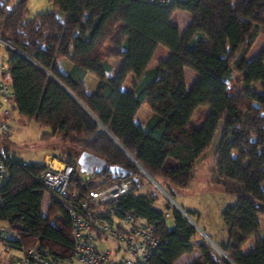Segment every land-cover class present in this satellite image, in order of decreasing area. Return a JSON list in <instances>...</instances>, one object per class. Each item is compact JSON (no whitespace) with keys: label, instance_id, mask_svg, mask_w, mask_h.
<instances>
[{"label":"trees","instance_id":"trees-1","mask_svg":"<svg viewBox=\"0 0 264 264\" xmlns=\"http://www.w3.org/2000/svg\"><path fill=\"white\" fill-rule=\"evenodd\" d=\"M56 10L29 17L28 0H0V36L9 70L3 73L14 91V108L36 124L48 127L41 137L55 139L63 151L52 154L73 165L86 150L127 169L106 184L130 178L133 190L112 201L115 213L134 210L153 225L160 239L149 264H173L183 253L199 251L193 264H264V39L247 57L257 36L264 38V0H49ZM176 10L189 13L183 30L174 22ZM162 44L169 54L147 68ZM111 58L122 61L115 74ZM196 72L186 87L185 69ZM132 87L122 88L129 72ZM238 71L244 84L229 83ZM96 82L87 89V75ZM259 84V89L250 88ZM143 103L151 114L143 123L134 116ZM208 106L198 123L191 121L197 107ZM221 136L210 168V182L236 192L237 200L222 211L227 239L216 247L195 239L197 229L176 207L154 206L155 190L140 192L143 181L124 151L170 194L185 187L194 175L197 158L211 145L219 121ZM0 135V159L6 176L0 183V221L19 233L15 244L39 241L49 256L71 264L69 214L52 197L48 214L42 211L47 186L36 177L43 162L26 161ZM118 145L116 144V142ZM120 145V146H119ZM172 157L177 165H165ZM137 176V180H134ZM223 178L241 187L227 186ZM170 209L173 225L163 217ZM254 246L242 247L251 237Z\"/></svg>","mask_w":264,"mask_h":264},{"label":"built area","instance_id":"built-area-1","mask_svg":"<svg viewBox=\"0 0 264 264\" xmlns=\"http://www.w3.org/2000/svg\"><path fill=\"white\" fill-rule=\"evenodd\" d=\"M147 1L168 4L174 0ZM1 48L12 46L0 36ZM8 70L6 56H2L0 135H11L20 130L11 116L12 110H15L14 91L10 82L2 76ZM132 162L137 165L140 174L145 173L160 192L169 197L166 189L134 158ZM43 164L36 177L47 186L46 192L50 195L44 202L42 200V211L44 215L48 213L53 197L68 212L73 256L71 264H149L160 243L153 225L134 210L117 214L110 204V201L133 190L132 179L106 184L104 175L81 172L78 164L73 165L54 155H50L48 160L45 157ZM5 176L6 166L0 159V183ZM169 216L170 209H166L163 217ZM0 238L15 244L20 239L18 230L8 222L0 224ZM13 248L17 253L11 256L12 264H67L53 260L39 241L28 247L17 244ZM198 256V250L185 252L173 264H193Z\"/></svg>","mask_w":264,"mask_h":264},{"label":"rangeland","instance_id":"rangeland-1","mask_svg":"<svg viewBox=\"0 0 264 264\" xmlns=\"http://www.w3.org/2000/svg\"><path fill=\"white\" fill-rule=\"evenodd\" d=\"M17 1L18 0H9V7H13ZM28 9L29 17H33L37 12L56 10L49 0H28ZM56 11L59 12V10ZM60 16L62 19L65 17L63 12L60 13ZM172 18L179 26L180 30H183L190 19V15L184 10H176L173 13ZM263 39V34L260 33L247 53L248 58L253 56L261 48ZM168 54L169 50L162 44H158L149 60V65H157L158 62L166 58ZM2 56L5 57L4 48L0 49V59ZM110 61L113 64V69L110 71L109 75L113 76L122 59L111 58ZM185 75L186 87L189 88L196 78V72L186 68ZM133 79L134 73L131 71L123 81L122 88L124 90L131 89ZM95 82L96 76L88 74L86 84L87 89L90 90ZM229 84L235 89H241L244 87L238 71L235 72L234 79L230 81ZM250 88L259 89L260 87L259 84H252L250 85ZM208 110L209 107L205 105L197 107L192 115L191 121L195 124L198 123L202 115L206 114ZM150 114V106L148 103H143L137 110L134 120L143 123L147 120ZM11 116L20 126V130L17 133L4 137V141L10 150L15 151L21 158L26 161L43 162L47 153L52 154L54 150L57 152L63 151L62 146H60L58 144L59 142L55 139H45L41 137L43 132L49 131L48 127L36 124L33 120H29L25 116L19 114L16 110H12ZM222 126L223 121L220 120L211 145L196 160L194 175L189 180L188 184L185 187L178 189L175 194L169 195V197L165 196L145 173V175L140 174L141 181H143V188L140 192L155 190L154 192L158 193V198L154 201L155 207L164 209L165 203L169 202L188 217V219L194 224L197 229L195 239L199 240L200 238H203L215 247L217 243L225 241L228 236L227 227L222 218V211L227 205L233 204L238 196L236 192L227 191L223 186L212 184L210 182V168L215 162L214 154L221 136ZM51 156H53V154ZM46 157L49 159L50 156L47 155ZM178 163V160L172 157H168L165 160V165H177ZM222 181L227 186L241 187L239 182L232 179L223 178ZM261 186L264 188V181L261 183ZM160 189L164 191L162 188ZM49 195L48 192L44 194L43 202L49 197ZM259 221L260 232L264 235V215L259 217ZM5 223L6 222L4 221H0V224ZM167 224L169 226L173 225L171 217H167ZM254 244L255 237L251 236L244 243L242 250L246 252L250 250ZM16 253L17 251L13 247H6L5 239L0 238V264H12L11 256Z\"/></svg>","mask_w":264,"mask_h":264},{"label":"water","instance_id":"water-1","mask_svg":"<svg viewBox=\"0 0 264 264\" xmlns=\"http://www.w3.org/2000/svg\"><path fill=\"white\" fill-rule=\"evenodd\" d=\"M125 154L132 161L133 156L127 151H125ZM77 164L81 172L99 173L106 168L112 177H124L127 174L126 168L115 164H107L104 158L86 150L81 151L78 155ZM134 180H137V176H134Z\"/></svg>","mask_w":264,"mask_h":264},{"label":"crops","instance_id":"crops-1","mask_svg":"<svg viewBox=\"0 0 264 264\" xmlns=\"http://www.w3.org/2000/svg\"><path fill=\"white\" fill-rule=\"evenodd\" d=\"M155 66H156V65H153V66L149 65V62H148V64H147V68H152V67H155ZM47 155H49V156H50V155H52V154H50V153H47V154L45 155V157H46ZM45 157H44V158H45Z\"/></svg>","mask_w":264,"mask_h":264},{"label":"bare ground","instance_id":"bare-ground-1","mask_svg":"<svg viewBox=\"0 0 264 264\" xmlns=\"http://www.w3.org/2000/svg\"><path fill=\"white\" fill-rule=\"evenodd\" d=\"M48 159V157H46Z\"/></svg>","mask_w":264,"mask_h":264}]
</instances>
